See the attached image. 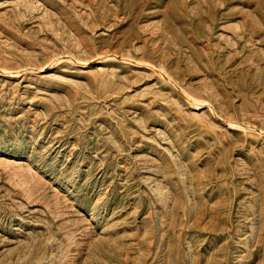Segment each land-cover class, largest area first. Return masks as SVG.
Listing matches in <instances>:
<instances>
[{"label":"rangeland","instance_id":"obj_1","mask_svg":"<svg viewBox=\"0 0 264 264\" xmlns=\"http://www.w3.org/2000/svg\"><path fill=\"white\" fill-rule=\"evenodd\" d=\"M0 264H264V0H0Z\"/></svg>","mask_w":264,"mask_h":264}]
</instances>
